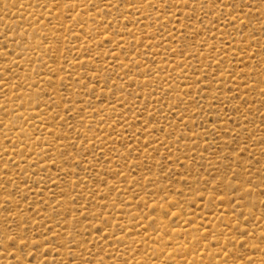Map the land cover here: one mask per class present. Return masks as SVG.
<instances>
[{
    "label": "rangeland",
    "instance_id": "rangeland-1",
    "mask_svg": "<svg viewBox=\"0 0 264 264\" xmlns=\"http://www.w3.org/2000/svg\"><path fill=\"white\" fill-rule=\"evenodd\" d=\"M0 264H264V0H0Z\"/></svg>",
    "mask_w": 264,
    "mask_h": 264
},
{
    "label": "bare ground",
    "instance_id": "bare-ground-1",
    "mask_svg": "<svg viewBox=\"0 0 264 264\" xmlns=\"http://www.w3.org/2000/svg\"><path fill=\"white\" fill-rule=\"evenodd\" d=\"M42 6V5H41Z\"/></svg>",
    "mask_w": 264,
    "mask_h": 264
}]
</instances>
